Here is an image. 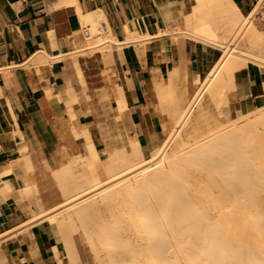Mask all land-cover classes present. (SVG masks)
<instances>
[{
	"label": "crops",
	"instance_id": "0c3cea01",
	"mask_svg": "<svg viewBox=\"0 0 264 264\" xmlns=\"http://www.w3.org/2000/svg\"><path fill=\"white\" fill-rule=\"evenodd\" d=\"M57 1L0 0V175L9 167L13 176L8 188L0 177V249L8 264H58L63 258L61 238L41 218L33 222L19 201L18 190L24 196L29 195L25 194L28 187L38 191L34 168H58L88 143L97 154L106 152L80 95L79 81L85 84L84 59L78 60L82 55H74L73 61L67 57L79 47L81 29L85 33L84 15L94 18L100 11L117 42L125 41L128 30L146 36L115 51L116 74L111 76L122 87L126 107L121 113L127 115L131 135L143 151L158 144L170 126L168 116L159 111L154 80L172 71L176 84L193 88L206 68L201 44L164 34L169 25L180 26L182 15L190 28L184 33L194 32L192 14L185 12L186 0H72L54 7ZM231 2L246 12L245 17L264 3L257 8L258 0ZM219 22L229 30L218 16L216 27L198 39L214 37ZM40 52L49 58L35 60ZM233 82V97L241 110L264 106L263 66L247 61L235 71Z\"/></svg>",
	"mask_w": 264,
	"mask_h": 264
},
{
	"label": "bare ground",
	"instance_id": "6f19581e",
	"mask_svg": "<svg viewBox=\"0 0 264 264\" xmlns=\"http://www.w3.org/2000/svg\"><path fill=\"white\" fill-rule=\"evenodd\" d=\"M71 1L72 0H58L53 6L57 7ZM263 1L264 0H258L257 8L263 3ZM185 2V12L190 11L194 21V32L192 31L193 33H191L190 35L197 39H203L204 37H202V35L207 34L208 28L214 29L216 27V19L218 16L222 18V20L229 26L228 28L230 29V31L233 33L232 30L236 29L237 26L242 24L244 20L246 21L250 19V17L254 13L253 12L248 15V17H245L231 2V0H186ZM54 7L51 6V8ZM83 19L85 21V27L87 28L86 30L90 32V34L88 33V35H90L88 36V39L90 38L91 40H93V43L91 42V44L93 45L90 47L93 49L95 48V51L100 50L98 51L99 53L108 51L110 49L109 44L111 43L116 45L118 48H121V46L123 45L135 43L139 38H146V36H141L128 30L125 41H115L111 37L109 27L107 26L104 16L100 11H97L95 13L94 18L90 17L89 15H84ZM252 31H254V29ZM49 36L50 40H52V33H49ZM208 40L210 42L211 39H207L206 41ZM230 46L228 45L229 48L227 49V53L225 51V53L222 54V56L215 62L214 66H212L211 69L207 71L206 75L204 76L203 82L200 84L198 89L195 90L188 105L189 107L180 115L175 116L173 129L169 132L167 139L160 146V148L154 150L151 153L149 158L143 157L141 145L136 139H132L131 141H129V151L131 156L125 155L122 152L121 154H114L107 159H102L99 157V155L94 151L92 143L84 145L81 148V153L78 154V156L74 157V162L71 165V167H80L82 172H87L86 175L83 174L76 179V192H73L71 190L68 191V189H66V191L63 192L65 203H62L63 206H59L60 208L51 207L47 210H43L40 203H37L39 211L38 213H36V215L33 214V222L37 221V218H41L43 221H46L53 226L61 223L66 227H70V229L72 230V227L73 229L77 228H74L73 226L75 225L74 219L76 217L78 219V222L80 221L81 225L85 229L86 226H89L88 222L89 224L91 223V221L89 220V216L92 213L93 209L91 203H93V200L97 196L96 194L87 196V194L82 195V193L90 187L96 186L103 182L99 176V170H103V173L106 175L107 185H115L114 187L116 188L114 191V195L121 198V204H119L117 207H114V203L108 204L107 212L109 215L107 213H103V215L101 214L103 218L104 214H107L106 216L110 217L109 220L111 221L112 219L111 222H113L114 224L110 226L107 223L108 220L106 219V217V222H104L103 218H100L101 223H107V225L105 224L104 227L107 226L108 230H105L106 227L104 228L102 223V227L99 231L104 230V232L107 231V233L105 232V234H103V232L101 231L102 233L99 232L100 235L98 234L99 236H101V234L102 236H105L107 234L106 237L109 238L110 236V240L114 239V241H112L113 244H111L112 247H115L113 251L118 256V258H116L117 261L115 260L116 264H142V261H144L145 264H202L203 256L201 255H204L205 257H212L213 253L217 249H219V251L224 254L226 252L224 249L226 245H232L234 247V250H231V252L233 251V256H231V253H229L232 259L230 258V256L228 257L232 262H230L227 257H224L225 254H220L224 258L218 256L222 259V262H220L219 260L218 264H264V223H261L264 221V218H261L263 216H260V210L258 212L257 210H255L258 207L255 208V202L254 204L252 203L253 201H255L254 199L253 201H250L252 197L249 196V194H239L240 191H238V188L241 189L243 184L241 186H238L239 184H237V182L240 184L243 183L240 179H243L244 176H248L249 178L247 177L248 179L246 180H249L250 178L253 179V176L256 174L254 171V164L251 163L252 161L248 162L250 160L249 154L256 152H251L248 149L251 147L250 145L253 144H257L259 148H264V107L257 108V113L255 114H253L255 111H251L252 115H249L247 113L244 115L242 113L236 114L239 115V117H237V119L239 118V120L232 121V119L230 118L231 120L229 121L232 122L229 123L227 127L225 126V124V127H223V129H219L217 132H213L215 133L214 137H212L213 133L212 136L209 135V137L211 136L210 139L208 137L206 139L201 137L202 139L194 140L192 143L187 144H185L186 141H184V139H180V137L182 138L180 132L184 127L186 120L192 113L193 109L201 102L204 94H209L212 98V101L216 104L229 102L228 92H230L229 89L233 88L234 86L233 74L235 70L240 66L238 59H254L260 64L264 65V59L249 57L247 53L244 52L236 53L235 49ZM85 49L89 50V47H84L82 49L75 48L74 50L67 53L68 57L69 55H82V50ZM93 49L91 50L93 51ZM83 53L85 54L84 51ZM64 55L65 54L59 56ZM65 57L66 55L64 56V58ZM47 58H49V56H47L45 52H40L35 57V60L43 61ZM155 74L156 76H158L157 73ZM169 74L171 75V73ZM169 82V75L166 78H159L158 80L156 78L154 80L155 95L159 102V108L163 107L165 103L164 100L168 94ZM47 93L50 95V91H47ZM227 103L226 105H228ZM114 105L115 111H117V113L122 112L126 107V100L121 87H119L118 96L115 98ZM200 107L201 105L199 106V108ZM234 110L238 112L237 106ZM233 114L234 113H232V115ZM168 115L171 116L169 113ZM176 137H178L179 140H181V142L183 143H176L177 141H175V147L169 149L170 152L166 154V150L169 144ZM254 149L255 148H253L252 150ZM27 160L24 161L26 162ZM236 161H238V164H240L239 168L236 166ZM27 162L29 163V160ZM203 164H207L210 167H206V169L211 170V172L210 170H208L207 172L211 174V177L213 175L214 180V176L217 174L220 177L216 175V179L221 178L218 181L222 180L221 182H223H220V185V183L215 180L218 186L223 185L222 187H217V185H214L212 182L208 183L207 181L208 185L212 183V185L210 184L211 186L214 185L217 190L218 188L219 190L221 188L222 191V189L227 187V184H229L230 186L227 187L230 191L228 195H231V193L235 194V191H231V189L236 190V185L238 186L236 191L237 195L232 194V196L234 195L232 199V201L234 202H227L226 204H224L228 207L225 213L223 211L225 210L224 208L222 210V213L218 212L219 216L217 214L216 219L213 222L209 219V216H204L207 210H204L203 208L202 211L200 209H197V207H193V204H191V202L187 198L189 195H187L186 192V184L190 183L191 181L190 179H188L187 182V178H185L187 177V174H189L188 168L192 166L199 167V165ZM71 167L69 165H65L53 171L59 183H67V177L71 176L72 174ZM5 168L6 169L0 175V177L2 179L4 187L8 188V185L12 181L13 176L11 173V169H9V167ZM250 168H252L253 170ZM242 174L244 175L242 176ZM256 178L258 179L259 177L257 176ZM233 180L234 182L236 181L235 186L234 184H232ZM254 181L255 180H253V182ZM31 183L32 187L35 186L33 181ZM224 183H226V185ZM231 184L233 186H231ZM188 188L189 187L187 186V190ZM245 188L247 187L245 186ZM207 190H209V187ZM207 190H205L204 188V190H202V194L205 191L208 192ZM242 190L246 189L242 188ZM102 191L103 189L100 190L97 195L101 194ZM227 191L225 190V193L224 191L222 192L224 198L228 196ZM252 191H254V189ZM204 195L206 196L208 194L205 193ZM240 195L242 197H245L246 195L245 198L247 199L245 200H249L248 204H246L247 202H245L243 205L241 202L242 205L239 206L240 202L238 203V199L242 200V198L239 197ZM202 196L200 195V199H202ZM189 198L191 200L193 197L191 198L190 195ZM185 199H188L189 202ZM208 202L212 201L210 200ZM212 203H214V200ZM218 203L215 202L214 206ZM224 205L223 207H226ZM221 206L222 205L220 204V207ZM220 207L219 209H221ZM123 214L127 215V217L132 220V226L126 225L121 227L115 224L117 223L116 219L118 215ZM27 223H31V219ZM130 228L135 230V232L133 231L134 233L137 232L138 234H142L139 236H142L143 239L141 238L140 240V237L138 236L140 241L139 243H137L138 241L135 242L136 240H134V242H131L132 238H130L129 235L132 234H128L131 233ZM255 230L259 231L258 233L256 231V235H258L259 233L260 234L259 239L257 238V236L254 241V239L252 240L251 238V234H254ZM90 232L86 234H89ZM199 232L200 234L198 235ZM137 233L135 235H137ZM247 233H250V236H247ZM2 237L3 235H0V242ZM252 237L254 238L255 235H253ZM89 238L91 239V237ZM246 238H248L247 243ZM105 240L107 243V240L109 239L106 238L104 239V241ZM141 241H143V243ZM114 243H116L117 245H115ZM245 243L246 248L244 247L245 251H243L242 247ZM69 248V245L65 248L64 259L67 260V263L65 264H72L73 258L75 259V257H73L71 260ZM235 248H237V252ZM236 254H239L240 256H235ZM218 259L219 258H217V260ZM206 260L207 259H205V261ZM62 261L63 258L59 259L58 264H64Z\"/></svg>",
	"mask_w": 264,
	"mask_h": 264
},
{
	"label": "rangeland",
	"instance_id": "374dc122",
	"mask_svg": "<svg viewBox=\"0 0 264 264\" xmlns=\"http://www.w3.org/2000/svg\"><path fill=\"white\" fill-rule=\"evenodd\" d=\"M242 14H246V12H242ZM181 17L182 18L180 21V23H181L180 26L179 25L178 26H170L169 25L167 30L164 32V34H169L173 37L180 36V37L188 38L189 40H192L195 43L201 44V46L203 47L202 48V60H203L202 65H204L206 68H205V70H203L200 73L199 78L196 81L195 86L193 88H188V89L176 84V81H175L176 79L173 78L170 74H168L169 78H170V82H169V86H168V94L164 100V102H165L164 105L165 104L166 105H165V107L163 105V107L159 108V111L165 112V114L168 116L170 126H168L166 128V133H165L163 139L158 144L154 145L153 147L149 148L146 151L142 150L144 158H149L151 153L154 150L160 148V146L167 139L169 132L173 129L175 116L180 115L182 112H184L189 107L188 105H189L190 100L193 96L192 94H193L195 88L198 86V84L200 86V84L204 80V76L206 75L207 71H209L211 69V67L214 66L215 62L219 59L220 55L224 54L225 51L227 53V49L229 48L228 45L230 46V44H231L230 47H233V49H235L236 53H239V52L243 53L244 52V53H247V55L249 57H254V58L257 57V59H260V58L264 59V42H263L264 39L262 37V35L264 36V3L256 11V13L254 15H252V17L250 19H248L249 22H248V20H246L247 22L244 20L242 22V24L237 26L236 29H234V30L231 29L233 31V33L230 31V29L228 30L229 32L226 30L227 27L225 24L223 25V23H219V25L216 29L217 33L214 37H212V36L210 37L211 38L210 42H209V40L208 41L199 40L197 38H194V37L184 33L186 31L190 30V28L186 24L185 15H182ZM246 23L247 24L249 23V24L247 25ZM223 26H225V27H223ZM244 26H246V27H244ZM84 28H85V33H84L83 29H81V31H80V35H79L80 44H79L78 48L82 49L84 47H86V48L89 47V50L88 49L82 50V53L80 52L82 54V56H78V60L84 59V61L81 62V67L85 71V77H84L85 84L83 85L79 81V84L81 87V94L80 95L83 98V102L86 104V107H85L86 112L91 115L94 123L96 124V126H97L98 130L100 131L102 138L105 142L106 152L102 155H100V154H98V155L102 159H107L108 157H111L114 154H121L122 152L125 155L131 156L130 151H129V141H131L133 139V137L131 135V132H130V129L128 126L127 115L125 114V112H123V113L118 112L117 113V111H115V105H114L115 98L118 96L119 87H121L119 85L116 86V82H115L114 78H111L112 75L116 74L115 51L118 50V47L111 43V44H109L110 45L109 51H104V52L99 53L98 51H100V50H96L97 51L96 52L95 48L93 49L90 47L93 45V44H91V42L93 43V40H91L90 38L88 39V36H90V35H88V33L90 34V32L88 30H86L87 28L85 26H84ZM253 29H254V31H252ZM241 30H242V32H241ZM239 32H240V34H239ZM260 34H261V36H260ZM255 35H256V37H255ZM260 37H261V39H260ZM215 39L218 41H216ZM91 49H93V51ZM83 51L85 52V54L83 53ZM69 58L72 60L73 56L69 55ZM238 61L240 63V66L235 71L239 70L241 67H244L247 61H251L253 63L258 64L259 66L264 67L263 64H260L259 62H257L254 59L243 60V58H240V59H238ZM171 72H169V73H171ZM234 74H235V72H234ZM113 90L115 91V93H114V95H111V91H113ZM233 90H234V86H233V88H230L229 89L230 92H228L229 102L228 103L226 102L228 105H226L225 102H224L225 104L224 103L216 104L215 102L212 101V98L210 97L209 94H207V93L204 94L201 102L199 103L201 105V107L199 108L200 105L198 104L199 106L197 105L193 109L192 113L189 115L188 119L186 120V123L184 124V127L182 128V130L180 132L181 136H182V138L180 137V139H184V141H186L185 144L192 143L194 140H198V139H202V138L206 139L208 137L210 139L213 132H217L219 129L221 130L225 126L227 127V125H229V123H231L233 120L234 121L239 120V118L237 119V117H239V115H236L238 113H242L243 115L246 113L250 115L252 113L251 111H253V112L255 111L253 114L257 113L256 109L260 108V107H257L253 110H248V111L241 110L239 108L236 100L233 97ZM47 91H49V90H47ZM158 106H159V102H158ZM236 106H237L238 112L236 110H234ZM262 107H264V106H261V108ZM162 109H165V110H162ZM167 112L171 116H169ZM232 113H234V114L232 115ZM230 118L232 119V121H229V120H231ZM205 135H207V136H205ZM209 135H211V136L209 137ZM214 135H215V133H213L212 137H214ZM176 138L169 144V146L166 150V154L170 152L169 149H172V147H175L176 143L181 142V140H179L178 137H176ZM175 141H177V142L175 143ZM181 143H183V142H181ZM263 144H264V138H263ZM250 146H251L250 147L251 150H250V148L248 150L251 152L255 151L256 153H250L249 154L250 160L248 159L249 160L248 162L252 161L251 163L254 164V168H255L254 171L256 173V174L254 173L255 174L254 176L257 175L259 178L257 179L256 178L257 176L256 177L253 176V179L250 178L249 180H246L249 177L247 176L248 177L247 178L244 176L245 180H244V177H243V179H240V180H242L243 183L240 184L237 182V184H239L238 186H241L243 184L241 189H239L238 186L236 185V190L231 189V191H235V194L237 195L236 191L238 188V191H240L239 194L240 193L249 194V196L252 197V199H250L251 197L249 198L250 201H253V199H254L255 201H253L252 203L254 204V202H255L256 203L254 205V206H256L255 208L258 207L255 210H257V212L259 210L261 211L260 216H263V217H261L263 219L264 218V148H259L257 144H253ZM253 148H255L256 150L255 149L252 150ZM260 149H261V151H260ZM215 155H213V156H215ZM76 156H78V154L77 155H68L66 157V159L64 160L65 163L60 165L59 167L61 168L65 165H69L71 167V165L74 162V157H76ZM217 157H218V154H217ZM236 162H237L236 166L239 168L240 164H238V161H236ZM203 165H204L205 169L203 168ZM203 165H199V167L198 166H195V167L192 166V167L188 168L189 174H187V177H185V178H187L186 179L187 182H188V179H190L191 181H190V183H187V184L185 183L186 184V192H187V195H189V196L191 195V198L192 197L193 198L191 199L192 201L190 200L189 196L187 198L189 199L191 204H193V207H197V209H200L202 211H203V208H204V210H207L206 213L204 211V213H205L204 216L205 217L209 216V219L213 222L216 219L217 214L219 216L218 212L222 213V210L224 208H225V210H223V211L225 213V211L228 207L224 204H226L227 202H230V203L234 202V201H232V199H233V196L235 194L231 193V195L229 194L230 196L228 195V193L230 192L227 188L230 186L229 184H227V187L222 189V191H221V188H220V190L218 188V190H219L218 191L214 185H217V187H222L223 185L218 186V184H217V182L220 183L222 181V180L218 181L221 178L216 179V177L218 175L216 173H213V174L217 175V176L216 175L214 176L215 180L217 181L216 182L213 179V175L211 177V174L207 172L210 169H206V167H208V168H210V167L207 164H203ZM58 168H48V167L34 168L37 170V173L34 175V177H35V180L37 183L38 191L37 192H31L30 189L27 188L29 191L27 189H25V194H29L28 196H24L23 194H21L19 192V190L17 191V193L19 195V201L21 202V207H22L23 211L29 215L30 218H32V216H34V215H36V213H38V211H39V207L37 205L38 202L42 203L41 205L43 208H50V207L60 208V207H62L63 206L62 203H65L64 202L65 197L63 196V192L66 191V189H68V191L71 190L73 192H76V190H75V187L77 186V183H76L77 180L76 179L83 174H85V175L87 174L86 171L82 172L80 167L72 166L71 167V171H72L71 176L67 177V183L66 184H62V183L58 182L57 178L55 177V174L53 173V171L58 169ZM250 169H252V168H250ZM234 170H236V169H234ZM210 172H211V170H210ZM243 175L244 174H242V176ZM99 176L103 182H101L100 184H98L96 186L90 187L89 189H87L86 191H84L82 193V195L87 194V196H89V195L96 194V196H97L93 200V203H91L93 209H92V213L89 216V218H90L89 220L91 221L90 224L88 222L89 226H86V228L84 229V227L81 225L80 221L78 222V219L76 217L74 219L75 225H73L74 228L77 227V228H75L76 230L73 229V227L71 230L70 227H66L61 223H58V225L53 226L52 224H50L46 221H42V222L49 224V226H51V228L57 233V235L64 242L65 248H66V246L69 245L71 260L73 257H75V259L73 258V260H72V264H111V263L116 264L115 260L117 261L116 258H118L116 253H114V251H113L115 247H112V244H113L112 241H114V239L110 240V236H109V238L106 237L107 234L105 236H102V234H101L102 237L99 236L100 235L99 232L102 231V230L101 231H99V230L102 227V223H103V222L101 223L100 218H103V216H102L103 213L108 214V212H107L108 204L114 203V205H115L114 207H117L119 204H121V198L119 196L114 195V191L116 188V187H114L115 185L114 186L107 185L106 175L103 173V170H99ZM188 176H189V178H188ZM242 176H241V178H242ZM218 177H220V176H218ZM237 179H239V178H237ZM253 180H255L254 182L256 184L253 182ZM207 181H208V183L212 182L214 184L213 185L214 187L211 186L212 183H210L211 185L209 184L210 185L209 186ZM252 182H253V184H252ZM221 183H223V182H221ZM221 183H220V185H221ZM224 184L226 185V183H224ZM232 184H234V186H235L236 181L234 182V180H233ZM232 184H231V186H233ZM254 184H255V187H254ZM187 186L189 187L188 190H187ZM207 186L209 187V190H212V189L213 190L212 191L207 190L208 189ZM245 186L248 188V190H247V188H245ZM210 187H211V189H210ZM204 188L208 192L205 191L202 194V190H204ZM242 188L246 189V190H242ZM102 189H103V191L101 192V194L97 195V193L100 192V190H102ZM253 189H254V191H252ZM225 190L226 191L228 190L227 191L228 196L226 198H224V196L222 195V192L224 191V193H225ZM205 193H207L208 195L205 196L204 195ZM211 194H213V195H211ZM232 194H234V195L232 196ZM198 195H199V197H198ZM200 195L201 196L203 195L202 199H200ZM209 195H210V197H209ZM241 195L239 197H241L242 200L238 199L239 200L238 203L240 202L239 206L242 204L244 205L245 202H247L246 204H248L249 200L248 201L245 200V199H247V198H245L246 195H245V197L244 196L242 197ZM249 196H247V197H249ZM229 197H232V198H229ZM243 198L245 201L243 200ZM188 199H185V200L188 201ZM210 200L212 202L214 200V203L215 202L218 203V201H219V203L222 206L220 207L219 203H218L219 205L215 204V206H214V203L208 202ZM241 202H242V204H241ZM236 203H237V200H236ZM223 205L226 207H223ZM237 206H238V204H237ZM219 207L221 209H219ZM211 209H213V210H211ZM214 210L215 211L217 210V211L215 212ZM106 215L104 214V218H103L104 222H106L105 220L107 219L109 221V222L107 221L108 225L112 226L114 224L113 222H111L112 219L110 221L109 220L110 217H108ZM105 217H106V219H105ZM103 219H101V220H103ZM116 220H117V223H115V224H117L118 226H121V227L126 226V225L132 226V224H133L132 220L130 218H128L127 215H124V214L118 215ZM107 223H105V224L107 225ZM261 223H264V221ZM105 224L103 223V227ZM105 227H104L105 230H108L107 226H105ZM87 228H88V230H87ZM97 229H98V231H97ZM131 229L132 228H130L131 233H128V234H132V235H129V237L132 238L131 242H134V240H136L135 242L138 241L137 243H139L140 242L139 237H140V240L142 238V236H139V235H142V234H138L136 232L137 235H135L136 234V233H134L135 230H133V229L131 230ZM90 230H91V232H90ZM256 231L257 230L254 231V234H251V238H252V240L254 239V241H255L257 236H258L257 238L259 239L260 233L258 235H256ZM88 232H90L89 234H91V235L86 234ZM102 232H103V234H105V232L107 233V231L104 232V230ZM258 232L259 231H257V233ZM199 234H200V232L198 233V235ZM247 234H248L247 236H250L249 235L250 233H247ZM253 235H255L254 238L252 237ZM131 236H133V237H131ZM135 236H136V238H135ZM89 237H91V239ZM105 237L107 239H109V240H107V243H106V240L104 241V239H106ZM100 238H102V239H100ZM246 239H247V241H246V243H247L248 238H246ZM254 241H252V242H254ZM141 242L143 243V241H141ZM246 243L242 247L243 251H245L244 247H245ZM114 244L117 245L116 243H114ZM230 247H232V248H230ZM65 248H64L63 256H62L63 257L62 262L64 264L67 263V260L64 259ZM224 249L226 251L224 253L225 254L224 257H227V259L230 262H232L231 256H233V254H232L233 251L231 252V250H234V247L232 245L231 246L226 245L224 247ZM235 249L237 252V248H235ZM218 251H219V249H217L213 253L212 257H207V256L205 257L204 255H201V256H203L202 257L203 262L201 261L202 264H206V263L207 264H211V263L212 264L213 263L218 264L219 260H220V262H222V259L220 257H223L222 255H224V254H222L220 251L218 253ZM229 253H231V256ZM220 254H222V255H220ZM239 254H241V253H239ZM239 254H236L235 256H240ZM242 254H243V252H242ZM216 256H217V258H219L218 260H217ZM218 256H220V257H218ZM229 256L231 259L228 258ZM111 257H113L114 259ZM204 257H205V259H207L206 261H205ZM111 259H113V260H111ZM214 259H215V261H214ZM142 262L144 263V261H142ZM0 264H8L7 259L5 258L3 253L1 252V249H0Z\"/></svg>",
	"mask_w": 264,
	"mask_h": 264
}]
</instances>
